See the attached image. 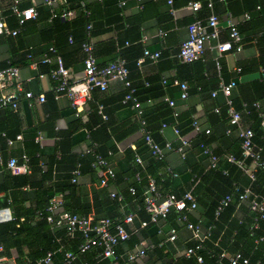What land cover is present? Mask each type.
<instances>
[{
	"label": "crops",
	"instance_id": "crops-1",
	"mask_svg": "<svg viewBox=\"0 0 264 264\" xmlns=\"http://www.w3.org/2000/svg\"><path fill=\"white\" fill-rule=\"evenodd\" d=\"M19 1L21 7H27L32 4L31 0ZM62 1L55 0L54 7L60 5ZM199 1L201 8L196 12H192L186 7L187 0H173L171 6L167 4L166 0H127L124 7H118L116 0H86L91 11L90 17L93 19L94 31L98 30L91 37L94 44L93 54L99 65H105L116 57H122L123 50L125 51L126 48L137 46L138 49H132L126 53L127 58L131 62L129 76L137 88L138 98L143 104V115L150 128H158L163 111L160 106L164 104L162 102L163 94H159L160 96L156 95L155 85L157 82H161L162 79H166V84H162V82L160 84L163 87L164 95L174 100V110L182 114V116H187L191 113L198 119L202 127L211 128V135L207 137L208 145L215 153H219L218 155L220 156L226 153L234 154V152L241 150L237 129L233 126L231 133H226V130L230 127L228 115L224 113L222 122L214 114L216 112L213 110V107L216 106L220 112H223L225 99L221 93H218L215 98L209 97L208 88L216 89L220 79L228 82L235 75L236 67L248 66L253 60L258 59L259 52L255 44L258 32L254 27L248 28L247 21L245 22L241 18L244 13L255 12V5L261 4L264 6V0H211L213 2L212 10L219 19L220 40L224 41L228 38L227 22L229 12L236 18L238 29L242 36V49L238 52L225 53L221 58L220 74L217 73L215 66H213V52L209 49L205 51L203 59L193 61L198 62L193 65L182 62L177 57L179 44L187 35L188 23L194 18L205 19L210 13V10L205 6L210 0ZM11 2L12 0H0V7L6 17L5 21L8 26L18 28L15 17L10 15L8 10ZM34 6L38 11V19H31L30 24L21 26L19 33L15 36L0 37V68L11 64L17 65L19 68V79L26 90H31L35 94L41 92L52 95L53 81L48 77L43 79L36 77L34 70L30 67L29 60L25 58L26 52L29 50L38 59L49 46L46 40L48 31L52 27V17L49 15L52 7L48 6L45 0H35ZM73 11L75 15L78 14V11L76 12L74 9ZM128 20H131L132 24L124 28L123 24L125 23L124 26H126V21ZM12 22H14L13 25H11ZM161 29L165 34H159ZM144 47L151 51L160 50L161 55L156 61L146 59L142 65L137 66L134 61L138 56L142 55L139 50ZM81 52H75L73 48L64 51V62L69 68H74L76 72H81L83 68L84 55ZM250 71L248 70L246 74H243L241 70L239 83L260 76L259 71ZM173 78L186 81L188 90L200 80L205 86L204 92L194 91L189 93L187 99H181L178 87L168 83ZM148 88L154 89L149 92L148 96H142L143 91L141 93L140 91ZM124 93L125 88L121 81L110 80L105 91L99 89L92 91V100L89 102L85 112L79 116L75 115L69 100L65 96L58 99L47 98L44 103L35 104L31 107H28L26 101L20 98L19 108L16 112L9 107L0 109V131H4L11 138L18 134L23 137L22 140H15L11 145H7L3 139H0V151L4 157L3 160L5 161L8 157L15 156L21 163L22 155L25 154L28 157L26 163L29 169V172L16 176L6 167L2 166L4 168H1L0 166V185L2 187L0 189V200H3L6 194L12 195L15 190H19V195L25 194V199L20 205L24 208H34L36 206L33 195L38 189L36 184L39 181H32L33 183L30 184L32 177L29 175L31 167L29 165L28 150L32 148L30 142L32 141V135H34V143L39 144V148L43 152H51L56 142L60 140L59 136H56L58 133L69 134L68 136L71 137L83 132L85 133V139L72 149L73 153L79 155L85 151L88 141H91L89 133L92 131L94 137L98 140H104L106 136H109L112 140L115 145V151L109 155V165L117 170L118 173L122 172V174H120L118 180L114 178L109 180L106 186H98L99 172L95 169L90 170L88 167H85L83 171L80 169V175L77 176L75 182L71 181V184L76 187L75 196L78 195L85 200L87 199L89 205L87 215L92 214L95 218H101L107 217V215L112 213L115 214V211L111 212L107 205L110 202V192L122 194L125 192L124 194H128L129 197H125L128 203H125L126 206L123 207L122 211H137L136 199L129 195L127 188L132 182L141 183L131 179L133 164L128 162L129 154H127V150H130L131 152L133 151V155L136 154L141 157L142 165L135 162L142 172L152 175H154L155 171L157 172L156 175L161 179H159L157 185L161 191L183 194L191 190L197 199L198 206L195 210L187 213L188 217L189 219L200 220L203 227L206 226L209 222L208 217L211 214L209 209L212 207L211 203L214 202L215 197L222 195L228 189L230 190V186L226 184L227 181L224 183L222 175L219 177L214 176L216 173H212L206 178L204 183H198L197 173L208 170V158L197 147L188 152L186 158L181 157L174 149L167 151L161 160L153 157L148 146L142 141L137 113L130 104L122 101ZM99 105L102 106V114L105 117H102L101 113L98 112ZM251 123L252 121L249 119L248 114L242 112L240 126L251 127ZM38 134L41 139L37 142L35 137ZM186 135L193 137L195 134L189 132ZM161 138V142L155 139L160 145H164L167 141L174 146L178 143L172 124L164 128ZM2 145L3 147L1 148ZM95 145L97 144L95 143ZM143 146H145L144 149ZM47 155H43L42 159L44 161H46ZM56 158H60L59 151L56 152ZM63 160L60 164L59 173L70 171V163L67 161V156ZM152 161L155 163L151 164ZM43 163H40V165L44 166ZM155 165L160 170H156ZM218 167L217 169L227 171V173L233 171L231 168H237L240 176L239 181L234 183L241 182L242 184H240L243 188L250 185L254 194L261 195L259 191L257 192L253 189L254 181H249V178L243 175L234 164L222 158L218 162ZM260 170L258 169L256 173L258 174ZM172 173H176V176L172 175ZM231 176L234 177L236 175L231 172ZM51 183L52 180L49 179L43 181L41 190L44 200H46L45 188ZM232 192L233 184L229 193ZM66 193L68 191H65ZM29 195L31 197H27ZM54 196L62 200L60 194ZM1 203L0 208L8 207L12 218L13 209L9 205ZM60 210H63L62 205L56 210L57 213ZM176 219L175 224L171 225V228L174 227L176 229L177 236L174 241L165 243L163 248V253L166 254L165 257L159 258L156 254L146 253L141 259H137L130 264H162L170 260L171 264H175L178 258H185L183 256L184 250L193 244V240L190 238V232L183 222L178 220V218ZM20 220H23V218L21 217ZM253 221L254 215L250 211L249 202L244 200L238 203L236 196L233 195L232 202L222 211L216 223L215 237L212 241H207V245L203 249L205 259L207 261L214 260V264H220L225 261L224 253L228 254L241 250L254 261H258L264 256V239H258L259 236L264 235V222H261L260 227L258 224L259 228H255V230L251 228ZM46 222L53 234L64 231L66 237H68L64 227L54 226L47 220ZM137 223L138 218L135 219V224L137 225ZM160 224L163 233L159 235L164 239V234L168 232L170 225L166 220ZM253 230H255L254 235ZM77 235L78 233H75L73 237L68 238L74 239ZM24 237L30 242V247H32L33 251L34 243L32 239L27 237V235ZM129 240L118 246L120 254H126L134 249V247H129ZM57 241H60V238ZM1 244V253L5 257L3 264H25L28 262L29 247L26 244L21 245V252L11 248L8 249V254L4 253L3 243L1 242ZM62 244L59 243L60 248ZM71 245L72 243L68 246ZM55 258L54 253L51 264L58 262ZM178 264L184 263L179 261Z\"/></svg>",
	"mask_w": 264,
	"mask_h": 264
},
{
	"label": "built area",
	"instance_id": "built-area-1",
	"mask_svg": "<svg viewBox=\"0 0 264 264\" xmlns=\"http://www.w3.org/2000/svg\"><path fill=\"white\" fill-rule=\"evenodd\" d=\"M140 1V0H136ZM32 4L27 7H21L19 0H12L8 10L10 15L15 17L18 28H11L5 21V15L0 7V37L1 36H15L19 33V28L23 26L28 20L35 19L37 17V10L34 6L35 0H31ZM62 2H65L63 0ZM127 0H116L118 7H124ZM167 4L171 6L173 0H166ZM45 3L52 7L51 17L60 16L63 19H70L74 15V11L71 9H62L60 12L54 10L55 0H45ZM81 6H84V1L80 0ZM207 8L210 10L209 15L205 19L194 18L187 25V35L183 39L177 50V57L182 62H193L203 59L204 53L207 49L213 52V61L217 73L220 74L221 70V58L225 53L238 52L242 49V36L238 29V22L236 18L229 12L228 13V38L226 40H220V28L219 19L216 13L213 12V2L210 0L206 3ZM186 7L192 12H196L201 8L199 0H188ZM260 7L257 6V9ZM87 13H89L87 11ZM250 18L249 13L242 15V20L247 21ZM87 39L81 43V49L83 52V68L81 72L74 71L72 67H66L63 62L62 56L59 54L54 46H50L45 52L42 53L40 58H35L28 50L25 58L29 60L30 67L36 73V77L39 79L50 78L53 81L52 96L54 99H58L65 96L71 107L73 108L75 115L79 116L85 112L89 102L92 100V91L99 89L105 91L108 87L110 80H119L122 82L125 93L123 96V103L130 104L138 115L139 128L142 133V141L145 143L150 151V154L156 159H163L165 153L169 150H176L181 157H185L186 150L192 146L191 137L189 135H183L180 133L177 123L172 124L174 133L177 136L178 144L172 145L171 142H165L164 145H160L153 138L151 132L146 127V120L143 115V104L136 95V87L130 79V70L127 66V61L123 57H116L105 65H99L96 62V58L93 54L94 44L91 40L89 30L91 24L87 25ZM159 34H165L161 29ZM71 41V38H69ZM161 55L160 50L151 51L148 48H143V53L136 60V65L140 66L146 59L156 61ZM40 65L51 66L47 72H40ZM263 68H260V73H263ZM241 68H235V75L229 79L228 82H224L222 79L218 82V87L210 91V97L215 98L218 93H221L225 99V105L227 107L228 123L230 127L226 130V133H231L232 127L237 129L238 137L240 139L241 154L239 157L232 153H226L223 156L216 154L213 149L205 143L199 144V149L203 155L208 158V169L218 168V162L220 159H225L227 162L234 164L240 169L243 175L249 178V181L253 182L256 178V171L258 169L264 170V160L262 159V149L264 145H259L254 140V131L251 127H241L240 120L242 112L247 111V104L243 103V109L237 110L234 107L233 99L231 98L232 90L239 83V75ZM30 80V79H29ZM162 84H166L167 80L162 79ZM169 84L176 86L179 89V97L181 99H187L189 96L188 84L186 81H181L177 78H173L169 81ZM20 98L26 101L28 107L35 104H42L46 101L44 93H33L31 90H26L19 79V68L15 64L8 65L4 68H0V109L9 107L13 111H17L19 108ZM162 100L171 108H173V117L178 116V112L174 110V100L167 95L162 96ZM252 108L256 111L259 119V125L262 129V139L264 141V104L260 101H255L251 104ZM215 112L219 111L218 107H214ZM98 112L102 117V106L99 105ZM192 133L196 134L204 132L208 134L210 129L202 127L199 121L194 118L192 121ZM168 126L165 122L162 123L160 134L163 135L164 128ZM171 126V125H170ZM22 135L18 134L14 138H11L4 131H0V139H3L7 145L13 144L15 140H22ZM41 136L35 137V141H40ZM83 153H91L94 155V160L91 164L93 168L99 171L98 186H106L109 179H114V170L109 165V162L101 155L94 153L95 143H90ZM27 155H22V162L15 156L8 157L5 161L0 151V166L6 167L13 175L25 174L29 172L27 165ZM136 162L140 165L143 161L140 156H136ZM226 173V171H223ZM80 175V168L77 166L73 170L72 182L76 181L77 176ZM176 176V173H172ZM136 178L139 175L135 174ZM128 193L134 198L136 195V189L134 186L128 187ZM111 198H116L119 202L123 203L125 197L121 193L110 192ZM233 195L236 196L237 202L247 200L249 202L250 211L254 215V221L251 226L252 229L258 228V223L264 221V194L256 195L253 193L250 185L242 187L240 183H233V192L223 196L217 206L215 213L219 215L223 209L230 205L233 200ZM62 205V200L57 197H52L49 204L45 208L48 213L46 220L54 226L64 227L68 237H73L75 233L80 234L81 240L77 247L78 254L90 251L93 248L98 249V253L95 259L108 260L107 264H130L137 259H141L146 253L154 248V244L143 239L134 246L132 251L126 254H120L118 252V246L121 243L127 242L132 235L137 234L139 230L147 224L154 223L158 227V233L162 234L163 229L160 227V223L165 221L169 212L175 210L178 215V220L182 221L185 227L190 232V238L193 240V244L186 247L183 256L186 258L195 257L197 263L208 264L202 255L204 249V243L211 236V228H205L201 224L200 220L193 222L189 219V212L195 210L198 206L196 198L191 190L186 191L182 196L177 197L171 192L162 193L157 186L154 176L148 175L146 186L143 192V208L149 215V220H141L135 225V219L137 218V211H122L121 215L116 218L101 217L95 219L92 214L79 215L76 213H70L63 210L57 213V209ZM126 206L123 203L122 207ZM11 220V215L8 207L0 208V223ZM164 239L159 245H163L167 242L174 241L177 233L174 227H170L168 232L164 234ZM2 244L0 240V264H3L5 257L2 255ZM225 261L220 264H253L249 257L244 256L241 252L236 251L232 253H224ZM53 256L52 251H47L46 254L41 257L37 262L38 264H51ZM77 255L72 251L63 252V264H72ZM77 264V263H74ZM162 264H166L165 262Z\"/></svg>",
	"mask_w": 264,
	"mask_h": 264
},
{
	"label": "trees",
	"instance_id": "trees-1",
	"mask_svg": "<svg viewBox=\"0 0 264 264\" xmlns=\"http://www.w3.org/2000/svg\"><path fill=\"white\" fill-rule=\"evenodd\" d=\"M83 1H84V6H81L80 0H65V2H62L60 5L53 7L56 12H60L62 9H71V10L74 9L76 10V12L78 11V14L76 15L74 14L70 19H63L60 16L51 18L52 27L48 31L46 41L49 44V46L46 48V50L50 46H54L59 52V54L61 53L60 55L63 58V62H64V56H63L64 51L71 50V48H73L75 49V52L76 51L81 52V43L85 39H87V28L86 27L88 24H91V29L89 30V34L91 37H93L94 33L98 32V30L94 31V24H93V19H91L90 17L91 11L89 9V6L86 0H83ZM257 6H259L260 8L257 9ZM254 9H255V12L249 11L250 18L247 20V24H248L247 26L248 28L254 27V29L257 30L258 32V37H256L255 44L258 48L259 56L257 60H253L248 66H244V65L241 66L242 67L241 70L243 74H246L248 70H251L250 72L259 71V73H260V68H263L264 70V6L261 4H257L255 5ZM87 11L89 13H87ZM49 15L51 16V11H49ZM35 19H38V11H37V17ZM28 23L30 24V20H28L24 25L27 26ZM13 24L14 22L11 23V25ZM124 24H123V27L126 28L129 25L131 26L132 21L131 20L126 21V24H127L126 26H124ZM69 38H71V41L69 40ZM131 47L132 48H128V49L126 48L125 51L123 50V54H122V57L125 58L127 61L128 68H130L131 62L127 58L126 53L132 49H138L137 46H131ZM139 51L142 54L143 48H140ZM136 60L137 59H135L134 62H136ZM185 63L193 65L198 62H185ZM64 65L68 67V65L65 62H64ZM213 66H215V64ZM50 67L51 66L40 65L39 71L47 72ZM249 68H252V69H249ZM157 83L155 85L156 92H157L156 95L157 94L164 95L163 87L160 84L161 82L159 81ZM204 88L205 86L200 82V80H198V83L194 84L188 91L189 93L194 92V91L203 93ZM152 89L154 88L142 89L140 93L143 91L142 96H148L149 92ZM212 89L208 88L209 90L208 93H210ZM234 89H233L234 91L232 90V94H231L234 107L237 110H241L243 109L242 107L243 103L247 104V111H248L247 114H248L249 119L252 121L251 128L254 131V140L256 143L263 146L264 141L262 139V129L259 125V119L257 117V113L252 108L251 104L255 101H260L261 103L264 104V71L263 73H260V76L258 78H253L251 80L242 81L241 83H238ZM136 92H137V88H136ZM136 95L138 96L139 93H136ZM45 96H46V99L53 98L52 95L45 94ZM162 102L164 104L161 105L160 108H163V111L160 117V124L158 128L152 129L150 128V125H148L149 123L146 122V127L147 129L150 130L153 138L161 142L162 135L160 134V129H161V125L163 122H165L168 126L176 122L180 133L183 135H186L187 133L191 132L192 131L191 124L194 118L196 117L191 115V113H189L187 116H182V114L178 113V116L174 118L173 108L169 107L164 101ZM223 106H224L223 112H220V110L216 113L213 112L216 116L219 117V119H221V121L223 119L224 113L227 114V107L225 105V102ZM209 129H210V132L208 134L202 131V132L196 133L193 137H191L192 146L186 150V154L195 147L199 148L200 143L208 144L207 137L211 135V128ZM68 135L69 134L58 133L56 136H59L60 140L56 142V145L52 148L51 152H43L41 148H39V144L34 143V137H33L34 135H32L31 137L32 141L30 142H31L32 148L28 150L29 157H30L29 165L31 167V171L29 175H31L32 177V180H30L31 181L30 184L33 183L32 181H39L38 184H36L38 189L34 192V195L32 193L33 197L35 198V202H36V206L34 208H31V207L24 208L22 205H20L25 199V194L19 195L18 194L19 190L18 191L15 190L12 195L6 194V197L3 200H0V202L9 205L13 209L12 219L0 223V240L4 246V253L8 254L9 253L8 249H11V248H15L18 252H21L20 251L21 245L26 244L29 247V254H28V262H26L25 264H37V261L41 257H43L47 251L53 252L52 259L55 253V256H56L55 259L58 260L56 264H63L62 263L63 252L65 251H72L76 253L77 258L72 264L74 263H77V264H107L108 263V260L106 259H103V260L95 259V256L98 253L97 248H93L90 251L78 254L77 247L81 240L80 234H78L74 239H69L68 237H66V234L64 231L53 234V232L49 228L48 223L46 222V215L48 213L45 211V208L49 204L50 199L52 197H55L54 195H57V194L58 195L60 194L62 196L63 211L70 212V213H76L79 215H87V212L89 211V205H88L87 199L85 200L83 197L78 196V195L75 196L76 187L73 184H71V179L73 177V170L77 166H79L81 171H83L85 167H88V169L90 170L95 169L97 172H99L96 168H93L91 166L94 160L93 154L81 153L78 155L72 152L73 147L85 139V133L81 132L78 135L71 136V137H69ZM89 138H91L92 142H95L97 144L95 146L94 153L101 155L102 157H104V159L108 161L110 153L113 154L115 151V145L112 143V140L109 138V136H106L104 140H98L96 137H94L91 131L89 133ZM91 141L90 142L88 141V145H91L90 144ZM2 147L3 145L1 146V148ZM144 148L145 146H143V149ZM57 151L60 152L59 159L56 158ZM45 153H47L48 155ZM127 154H129L128 162L130 164H133L131 179L132 181L141 182L139 184H137L136 182H132L129 185V186H134L136 189V195L134 199H136L135 204L137 205L136 210H137V218H138L137 226H138L141 220H146V221L149 220V215L144 211V208H143V192L146 186L147 176L148 175L155 176L156 183L159 181L160 177L156 175L157 174L156 171L153 173L154 175L142 172V170H140V168L136 166L135 161H136L137 155L136 154L133 155V151L131 152L130 150H127ZM240 154H241V150L238 152H234V155H236L237 157H239ZM43 155H47L46 161L42 159ZM65 156H67V161H69L70 163V171L67 173H59L60 164L62 161L65 160V159L63 160ZM185 158H186V155H185ZM262 159L264 160V147L262 149ZM40 163H43L44 166H41ZM152 163H155V162L152 161L151 164ZM155 167H156V170H160V168H157L158 166L155 165ZM1 168H4V167L1 166ZM113 170H114V178L118 180V177L120 176V174H122V172L118 173L117 170H115L114 168ZM231 170L233 171H230L229 173H227L226 171V173H223L222 170L215 168V169H208L205 172L197 173L198 175L197 180L199 181L198 183L200 182L204 183V181L206 180V178H208V176H210V174L216 173V175L214 176L220 177V175H222V179L224 180V183L227 181L226 184L230 186V190L228 189L224 191L222 195L215 197V199L213 200L214 202L211 203L212 207L209 208L211 210V214L208 217L209 222L206 226H204L205 228L212 227L211 236L207 240L208 242L212 241V239L215 237V232L217 229L216 223L220 217V214L222 213L221 212L219 215H216L215 213L216 206L219 200L231 191L232 184L235 181H239L238 180L240 176L239 170L235 167L231 168ZM231 172H234L236 176L232 177ZM136 173L139 175L138 179L135 176ZM16 176H19V175H16ZM48 179L52 180V183L46 186L45 188L46 200H44L42 197L41 188L43 187V181H46ZM109 180H111V178ZM1 188L2 187L0 185V189ZM253 189L257 192L259 191L260 194H264V171L260 170L258 174L256 173V178H255V181L253 182ZM65 191H68V193L65 194ZM161 192L164 194V193H168L169 191L167 192L161 191ZM124 193L123 194L121 193L124 197L128 196V194L126 195ZM173 194L176 195L177 197L182 196V194H176L174 192ZM27 197H31V196L29 195ZM109 199H110L109 200L110 202L109 204H107L108 208L111 210V212L115 211V214L113 213L109 214L107 215V217L113 219L121 215L122 213L121 210L123 209L122 207L123 203L127 204L128 202L125 199L124 201H122L123 203L119 202L116 198L110 197ZM178 215L179 214L175 210H171L169 212L166 218V221L169 223L170 227L171 225L175 224V221L177 220L176 218H178ZM21 217L23 218V220H20ZM97 218L99 217H96L95 219ZM33 220H34V224H33ZM190 220L193 222L197 221V220H194L193 218H191ZM261 222H264V221H260L258 223L259 227H260ZM255 230L252 231L253 235L255 233ZM25 235H27V237H30L32 239V242L34 243L33 251L31 249L32 247H30V242H28L27 239H25L24 237ZM59 238H60V241H57V239ZM143 239L154 244V248L150 252H147L148 254H156L157 257L159 258L166 256V254L163 253V248L165 247V244L159 245L163 239H162V236L159 235L158 233V227L156 224L149 222L147 226L141 228L137 234H134L131 236L128 242V245L129 247H134L136 244L140 242V240H143ZM258 239L260 240L264 239V235L259 236ZM207 241H205L204 247L207 245ZM59 243H63L61 245V248L59 247ZM71 243L72 245L68 246ZM58 247L60 248V250ZM236 251H239L244 256L249 257L248 255L244 254L241 250H236ZM202 255L204 257V260L208 264H214V260L207 261L205 259L203 251H202ZM179 261L184 264H199L197 263L195 257L193 256L189 258H186V257L180 258V259L178 258L177 261H175V264H178ZM250 261L253 264H264V256H262L258 261H254L253 259L250 258ZM165 263L171 264V260L165 261Z\"/></svg>",
	"mask_w": 264,
	"mask_h": 264
}]
</instances>
